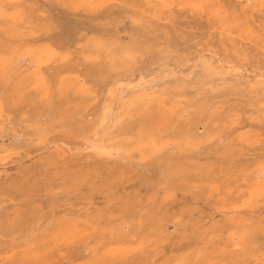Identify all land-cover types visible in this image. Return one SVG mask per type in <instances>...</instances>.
<instances>
[{
    "label": "rangeland",
    "instance_id": "1",
    "mask_svg": "<svg viewBox=\"0 0 264 264\" xmlns=\"http://www.w3.org/2000/svg\"><path fill=\"white\" fill-rule=\"evenodd\" d=\"M1 6L5 14L0 15V58L14 61L11 79L28 78L25 92L38 96L33 111L9 97L6 87L0 88V194L5 191L0 195V264L15 260L17 264L22 259L27 264H95L92 255L100 264H264V178L260 179L264 166V1L0 0ZM154 11L159 13L153 15ZM13 16L19 18L18 23L13 22ZM44 45L55 50L48 63L39 65L22 57V50ZM208 67L214 69L212 73ZM62 81L76 84L84 93L76 91L71 99L73 103L87 102L89 107L80 116L60 113ZM133 99L138 105L147 101L150 109H156V104L167 111L172 108L169 125L155 130L164 144L152 154L139 153L137 135L144 118L134 107L131 113L122 108ZM106 106L112 107L114 114L107 122L109 127L101 125ZM29 111H33L30 118ZM248 139L251 142H245ZM116 141L129 142L130 151L116 149ZM99 143L111 149L101 152L96 148ZM168 158L173 167L182 166V174L163 176ZM19 177L22 181L18 182ZM44 179L47 186L45 181L39 186V180ZM60 220L76 221V233L67 238L57 233L55 223ZM200 253L205 254V262L195 261Z\"/></svg>",
    "mask_w": 264,
    "mask_h": 264
},
{
    "label": "bare ground",
    "instance_id": "2",
    "mask_svg": "<svg viewBox=\"0 0 264 264\" xmlns=\"http://www.w3.org/2000/svg\"><path fill=\"white\" fill-rule=\"evenodd\" d=\"M17 2H18V0H16ZM147 1H149V0H147ZM209 1V0H208ZM262 1H264V0H256V3H261ZM99 2V1H98ZM102 2V1H101ZM168 2V1H167ZM186 2V1H185ZM185 2L183 3V4H185ZM197 2V1H196ZM207 2V1H206ZM82 3V2H81ZM87 3V2H86ZM147 3V2H146ZM165 3V2H164ZM203 3V2H202ZM211 3H212V1H211ZM199 4V3H198ZM197 4V5H198ZM147 7H149V5H146ZM208 6V5H207ZM96 7V6H95ZM171 7V6H170ZM177 7V6H176ZM202 7V6H201ZM204 7H206V5L204 6ZM234 7V6H233ZM97 8V7H96ZM150 8H152V6L150 7ZM161 8H162V6H161ZM186 8V7H185ZM14 9V8H13ZM12 9V10H13ZM16 9V8H15ZM19 9L21 10V8L19 7ZM166 9V8H165ZM183 9V8H182ZM215 9V8H214ZM11 10V11H12ZM92 10H93V8H92ZM148 10V9H147ZM150 10H152V9H150ZM154 10H156V9H154ZM157 10H158V8H157ZM168 10V9H167ZM204 10V9H203ZM202 10V11H203ZM206 10V9H205ZM213 10V9H212ZM215 10H217V9H215ZM7 11V10H6ZM17 11L19 12V10L17 9ZM162 11V10H161ZM198 11H199V9H198ZM197 11V12H198ZM211 11V10H210ZM234 11H235V9H234ZM9 12V11H8ZM18 12H16L15 11V13H18ZM157 12V11H156ZM205 12V11H204ZM157 13H159V11L157 12ZM157 13H155V11L152 13L153 15L154 14H157ZM198 13H201L200 11L198 12ZM212 13V12H211ZM236 13V12H235ZM3 14H5V10H4V7L3 6H1L0 7V15H3ZM194 14H196V13H194ZM203 14V13H202ZM207 14V13H206ZM233 14V13H232ZM237 14V13H236ZM242 14V13H241ZM6 15H8V13L6 14ZM11 15V14H10ZM24 15V14H23ZM204 15V14H203ZM137 16H138V14H137ZM136 16V17H137ZM156 16V15H155ZM154 16V17H155ZM215 16V14L213 15V17ZM242 16V15H241ZM20 17V16H19ZM23 17V16H22ZM135 17V18H136ZM12 18V17H11ZM13 18L14 19H12L13 20V22L14 23H18V21H16L17 19L19 20V18H15L14 16H13ZM158 18V17H157ZM217 18V17H216ZM139 19V18H138ZM154 19V18H153ZM211 19V18H210ZM217 20V19H216ZM21 22V21H20ZM13 25V24H12ZM221 25V24H220ZM223 25V24H222ZM221 25V26H222ZM227 25V24H226ZM229 25V24H228ZM223 27V26H222ZM22 33V32H21ZM30 36V35H29ZM12 42V41H11ZM18 42V41H17ZM102 44V43H101ZM98 45H100V44H98ZM233 45V44H232ZM206 46V45H205ZM209 47V46H208ZM207 47V48H208ZM22 48V47H21ZM26 48V47H25ZM127 48V47H126ZM210 48V47H209ZM2 49V48H1ZM15 49V48H14ZM19 49V48H18ZM53 49V48H52ZM50 47H48V46H43L42 48L41 47H38V48H28L27 50H22V52L23 51H25L23 54H22V57H29V59H31L32 61H34L36 64H43V62H46V61H48V60H50V59H52V56H55V55H53V51H55V50H52ZM128 49H130V48H128ZM127 49V50H128ZM134 49V48H133ZM60 50V49H59ZM63 50V49H62ZM70 50V49H69ZM68 50V51H69ZM120 50V49H119ZM124 50H126V49H124ZM214 50H216V49H212V51H214ZM12 51V50H11ZM70 51H72V50H70ZM201 52V50H198V52ZM206 51V50H205ZM210 51V50H209ZM219 51V50H218ZM217 51V52H218ZM21 52V51H20ZM122 52H124V51H122ZM197 52V53H198ZM214 52H216V51H214ZM59 53V52H58ZM118 53H120V52H118ZM202 53V52H201ZM200 53V54H201ZM211 53V52H210ZM210 53H208V54H210ZM213 53V52H212ZM223 53V52H222ZM5 54V53H4ZM17 54H20V53H17ZM55 54V53H54ZM124 54H125V52H124ZM128 54H131V53H128ZM127 54V55H128ZM214 54V53H213ZM227 54V53H226ZM135 55V54H134ZM196 55V54H195ZM198 55H199V53H198ZM215 55H216V53H215ZM218 55V54H217ZM229 55V54H228ZM18 56H20V55H18ZM59 56V55H58ZM89 56V55H88ZM12 57V56H11ZM16 57V56H15ZM14 57V58H15ZM64 57H66V55L64 56ZM90 57V56H89ZM139 57V56H138ZM220 57V56H219ZM192 58V57H191ZM205 58V57H204ZM203 58V59H204ZM212 58V57H211ZM216 58V57H215ZM222 58V57H221ZM69 59V58H68ZM77 59V58H76ZM98 59V58H97ZM192 59H194V58H192ZM196 59H198V58H196ZM195 59V60H196ZM206 59V58H205ZM210 59V58H209ZM14 60H17V58L16 59H14ZM65 60V59H64ZM71 60H72V58H71ZM91 60V59H90ZM116 60V59H115ZM133 60V59H132ZM207 60V59H206ZM213 61H214V59H212ZM219 60H220V58H219ZM17 61H19V60H17ZM73 61V60H72ZM71 61V62H72ZM78 61V60H77ZM124 61V60H123ZM208 61H211V60H208ZM70 62V60H68V63ZM201 62H202V60H201ZM216 61H214V63H215ZM224 62V61H223ZM16 64H19L20 62H15ZM46 63H48V62H46ZM73 63H75V62H73ZM77 63V62H76ZM81 63H83V62H81ZM195 63V62H194ZM209 63V62H208ZM220 63V62H219ZM13 64H14V61H13V63H12V61H10V60H4V59H1L0 58V88L1 87H6L7 89H8V93H7V95L9 96V97H11V98H15V100H16V102L17 103H23V104H25V105H29V106H31L32 107V109H33V111H34V108H33V106L34 105H36V97L38 96V94L36 93V96H32V95H28L26 92H25V90H27L26 89V87H27V85H29V83H30V80L28 79V78H20L18 81L17 80H15V81H13L12 79H11V75L13 74V72H14V67H13ZM72 64V63H71ZM88 64V63H87ZM196 64H197V62H196ZM196 64H193V65H196ZM222 65H223V63H221ZM224 64H225V62H224ZM227 64H229V63H227ZM28 65V64H27ZM44 65V64H43ZM64 65V64H63ZM73 65V64H72ZM78 65H80V64H78ZM77 65V66H78ZM84 66H88V65H85V64H83ZM211 66H212V63L210 64ZM210 65H208L207 64V66H210ZM230 65H232V64H230ZM234 65V64H233ZM236 65V64H235ZM16 66H18V65H16ZM38 66V65H37ZM74 66V65H73ZM197 66V65H196ZM229 66V65H228ZM227 66V67H228ZM23 67V66H22ZM34 67V66H33ZM58 67V66H57ZM83 67V66H82ZM88 67H90V70H91V66L89 65ZM93 67H95L94 66V64H93ZM92 67V68H93ZM162 67V66H161ZM165 67H167V65H165ZM203 67V66H202ZM201 67V68H202ZM206 67V66H205ZM214 67V66H213ZM231 67V66H230ZM252 67V66H251ZM36 68V67H35ZM35 68H34V70H35ZM56 68V67H55ZM79 68H80V66H79ZM172 68V67H171ZM170 68V69H171ZM198 68V67H197ZM224 67H222L221 69H223ZM232 68V67H231ZM234 68V67H233ZM235 68H237V67H235ZM83 69H85V68H83ZM82 69V70H83ZM88 69V68H87ZM87 69H86V72H87ZM95 69H96V67H95ZM98 69V68H97ZM124 69H125V67H124ZM163 69V68H162ZM165 69V68H164ZM169 69V68H168ZM169 69V70H170ZM199 69V68H198ZM205 69V68H204ZM225 69V68H224ZM229 69V68H228ZM241 69V68H240ZM250 69H253V68H250ZM249 69V71H251ZM37 70V69H36ZM36 70H35V72H36ZM89 69H88V71H90ZM94 70V69H93ZM213 70L214 69H212V67H208V72H210V73H212L213 72ZM219 70V69H218ZM218 70H217V72H218ZM226 70V69H225ZM239 70V69H238ZM96 71V70H95ZM125 71V70H124ZM171 72H173V73H175V71H173V69L172 70H170ZM202 71V70H201ZM227 71V70H226ZM229 71V70H228ZM233 71V70H232ZM254 71V70H253ZM256 71V70H255ZM28 72V71H27ZM30 72V71H29ZM28 72V73H29ZM34 72V71H33ZM32 72V73H33ZM34 72V73H35ZM74 72V71H73ZM82 72H84V71H82ZM92 72V71H91ZM216 72V71H215ZM246 72H248V71H246ZM21 73V72H20ZM31 73V72H30ZM41 73V72H40ZM190 73V72H189ZM192 73H194V71L192 70ZM202 73V72H201ZM204 73V72H203ZM202 73V74H203ZM223 73V72H222ZM228 73H232V72H228ZM234 73H235V70H234ZM258 73V72H257ZM24 74V73H23ZM35 74H37V72L35 73ZM34 74V75H35ZM65 74H67V73H65ZM75 74V73H74ZM78 74V73H77ZM82 74V73H81ZM87 74V73H86ZM91 74V73H90ZM158 74L159 73H157V76H158ZM176 74V73H175ZM187 74V73H186ZM196 74V73H195ZM215 74V73H214ZM217 74V73H216ZM220 74V73H219ZM225 74V73H224ZM37 75H39V74H37ZM68 75V74H67ZM70 75V74H69ZM83 75V74H82ZM89 75V74H88ZM99 75H100V72H99ZM160 75V74H159ZM168 75H170V73L168 74ZM194 75V74H193ZM197 75V74H196ZM200 75V74H199ZM205 75H206V73H205ZM227 75H229V74H227ZM25 76V75H24ZM28 76V75H27ZM26 76V77H27ZM42 76V75H41ZM40 76V77H41ZM66 76V75H65ZM166 76V75H165ZM203 76V75H202ZM201 76V77H202ZM212 76V75H211ZM226 76V75H225ZM225 76H223L224 77V79L226 78ZM232 76H233V74H232ZM35 77V76H34ZM68 77V76H67ZM67 77H65L66 79H67ZM71 77V76H70ZM88 77V76H87ZM164 77V76H163ZM169 77V76H168ZM199 77V76H198ZM210 77V76H209ZM220 78H221V74H220V76H219ZM30 78H31V76H30ZM61 78V77H60ZM75 78H76V76H75ZM80 78H81V76H80ZM142 78H143V76H142ZM148 78V77H147ZM151 78V77H150ZM153 78V77H152ZM162 78V77H161ZM165 78H167V77H165ZM195 78H197V77H195ZM200 78V77H199ZM204 78H205V76H204ZM218 78V77H217ZM220 78H218V79H220ZM240 78V77H239ZM258 78H259V76H258ZM257 78V79H258ZM262 78V77H261ZM65 79V80H66ZM72 79V78H71ZM130 79V78H129ZM128 79V80H129ZM146 79V78H145ZM160 79V78H159ZM163 79V78H162ZM198 79V78H197ZM214 79H216V78H214ZM223 79V80H224ZM227 79H229V77L227 78ZM241 79V78H240ZM243 79V78H242ZM247 79H248V77H247ZM247 79H244V80H247ZM256 79V80H257ZM62 80V79H61ZM64 80V79H63ZM77 80V79H76ZM91 80V79H90ZM123 80V79H122ZM147 80V79H146ZM156 80V79H155ZM158 80V79H157ZM156 80V81H157ZM161 80V79H160ZM199 80V79H198ZM206 80V79H205ZM204 80V81H205ZM208 80V79H207ZM221 81H223L222 79H220ZM253 80V79H252ZM31 81H32V79H31ZM39 81L41 82L42 80H40L39 79ZM47 81V80H46ZM77 81H79V83L81 82L80 80H77ZM145 81V80H144ZM148 81V80H147ZM146 81V82H147ZM155 81V82H156ZM178 81V80H177ZM210 81H211V79H210ZM216 81V80H215ZM218 81V80H217ZM229 81V80H228ZM238 81H239V79H238ZM258 81H260V79H258ZM60 82V81H59ZM75 82V81H74ZM73 82V83H74ZM89 82V81H88ZM128 82V81H127ZM139 82V81H138ZM153 82V81H152ZM197 82V81H196ZM200 82H201V80H200ZM207 82V81H206ZM220 82V81H219ZM225 82V81H224ZM230 82V81H229ZM251 82V83H250ZM249 83L251 84V86L253 85L252 84V81H250ZM261 82H263V81H261ZM118 82H116V84H117ZM140 83H143V82H140ZM212 83V82H211ZM218 83V82H217ZM248 83V84H249ZM33 84H34V82H33ZM120 83H118V85H119ZM130 84V83H129ZM151 83H149V85H150ZM175 84H177L176 82L174 83V86H175ZM222 84H223V82H222ZM221 84V85H222ZM226 84V83H225ZM257 84V83H256ZM10 86L9 88L7 87V86ZM36 85V84H35ZM40 85V84H39ZM38 85V86H39ZM42 85H44V84H42ZM41 85V86H42ZM49 85V84H48ZM71 85H74V84H72L71 82H64V81H62L61 83H60V86H59V97H61L64 101H63V104L61 105V107H59V111H60V113L61 114H64V115H71V114H79V113H82L83 112V110H87V108L89 107H87L86 106V101H85V99L84 100H79V101H74V103L71 101V99H72V97H73V95H77V94H75V92L76 91H78V93L79 94H82L80 91V89L78 90L76 87H75V85L74 86H72V87H70ZM77 85H78V83H77ZM84 85V84H83ZM106 85H108V84H106ZM122 84H120V86H121ZM124 85H125V83H124ZM140 85H142V84H140ZM154 86H156V84H153ZM152 85V86H153ZM162 85V84H161ZM164 85V84H163ZM162 85V86H163ZM167 85V84H166ZM192 85V84H191ZM213 85V84H212ZM134 86V85H133ZM142 86H144V85H142ZM193 86V85H192ZM196 86H199L198 85V83L196 84ZM239 86H240V84H239ZM238 86V87H239ZM242 86H244L243 84H242ZM256 86V85H255ZM254 86V87H255ZM259 86H261V85H259ZM258 86V87H259ZM263 87H262V90L261 91H263L261 94H264V85H262ZM57 87H58V85H57ZM82 87V86H81ZM83 87H85V86H83ZM107 87V86H106ZM111 87V86H110ZM147 87V86H146ZM157 87V86H156ZM166 87V86H165ZM176 87V86H175ZM177 87H179L178 85H177ZM176 87V88H177ZM187 87H188V85H187ZM206 87V86H205ZM217 87H219V86H217ZM217 87L215 86V88L217 89ZM230 87V86H229ZM237 87V88H238ZM244 87H246V85L244 86ZM254 87H252V88H254ZM32 88H34V86L32 87ZM37 88V87H36ZM38 88H40V87H38ZM113 88V87H112ZM116 88H117V86H116ZM121 88H123V86L121 87ZM129 88H132L131 86L129 87ZM138 88V87H137ZM149 88H150V86H149ZM164 88V87H163ZM169 88H170V86H169ZM220 89H221V87H219ZM247 88H248V86H247ZM82 89V88H81ZM85 88H83L82 90H84ZM133 89V88H132ZM142 89V88H141ZM152 89H153V87H152ZM155 89V88H154ZM164 89H166V88H164ZM163 89V90H164ZM172 89V88H171ZM189 89V88H188ZM192 90H193V88H191ZM199 89V88H198ZM197 88H196V90L199 92V90H198ZM212 89H213V87H212ZM240 89H242V88H240ZM249 89V88H248ZM101 90V89H100ZM114 90V89H113ZM122 90V89H121ZM174 90V89H173ZM42 91H43V89H42ZM51 91V90H50ZM126 91V90H125ZM128 91H131V90H128ZM153 91V90H152ZM167 91H168V89H167ZM211 91H213V90H211ZM214 91H216L215 89H214ZM110 92V91H109ZM121 92H123V91H121ZM163 92V91H162ZM117 93V92H116ZM115 93V94H116ZM119 93V92H118ZM117 93V94H118ZM124 93H126V92H124ZM154 93H156V92H154ZM188 93V92H187ZM190 93V92H189ZM41 94H42V92H41ZM84 94V93H83ZM130 94V93H129ZM140 94H141V92H140ZM157 95H158V92L156 93ZM182 94V93H181ZM192 94V93H191ZM190 94V95H191ZM200 94V93H199ZM86 95V94H85ZM107 95H108V92H107ZM107 95H106V97H107ZM138 95V94H137ZM160 95V94H159ZM193 95V94H192ZM82 96V95H81ZM87 96H89V95H87ZM109 96V95H108ZM115 96V95H114ZM128 97H130V95H127ZM132 96V95H131ZM186 96H187V94H186ZM197 95L195 94L194 95V97H196ZM3 97V96H2ZM46 97H48V96H46ZM92 97V96H91ZM90 96L88 97V98H91ZM122 99H124L123 98V94H122ZM120 97V98H121ZM128 97H127V100H128ZM151 97V96H150ZM158 97V96H157ZM163 97V96H162ZM166 97V96H165ZM185 97V96H184ZM187 97H190L189 95L187 96ZM192 97V96H191ZM190 97V98H191ZM39 98V97H38ZM42 98V97H41ZM49 98V97H48ZM132 98V97H131ZM143 98V97H142ZM146 98V97H145ZM155 98H156V96H155ZM154 98V99H155ZM186 98V97H185ZM200 98V97H199ZM208 98V97H207ZM206 97H204V98H202V99H207ZM106 99V98H105ZM105 99H104V101H105ZM116 99V98H115ZM136 99H137V97H136ZM160 99V98H159ZM194 99V98H193ZM253 99V98H252ZM43 99H40V101L41 102H43L44 103V100L42 101ZM46 100V99H45ZM48 100V99H47ZM50 100V99H49ZM59 100V99H58ZM57 100V101H58ZM88 100V99H87ZM113 100V99H112ZM130 100V99H129ZM134 100V99H133ZM195 100V99H194ZM194 100H192V102L194 101ZM213 100V99H212ZM39 101V100H38ZM114 101V100H113ZM120 101V100H119ZM146 101V100H145ZM159 101V100H158ZM157 101V102H158ZM176 101H177V99H176ZM187 101V100H186ZM191 101V100H190ZM46 102V101H45ZM51 102V101H50ZM55 102H56V100H55ZM110 102V101H109ZM142 102V101H141ZM147 102V101H146ZM146 102H144V104L146 103ZM198 102V101H197ZM40 103V102H39ZM39 103H37L38 105H39ZM42 103V104H43ZM48 103V102H47ZM46 103V104H47ZM60 103H61V101H60ZM117 103H118V100H117ZM124 103V102H123ZM123 103H121V104H123ZM127 103V102H126ZM130 103V102H129ZM160 103V102H159ZM162 103H163V101H162ZM258 103V102H257ZM256 103V104H257ZM262 103V102H261ZM90 104V103H89ZM109 104V103H108ZM116 104V102L114 103V105ZM120 104V105H121ZM142 105V104H140V105H138V103H137V101H135L134 100V102H132V104L131 105H126V107H123L122 106V108H126V109H128V112L129 113H131L132 111L131 110H133V107H134V112H136V113H138L140 116H142L144 119L140 122V124H139V128H138V126H137V128H138V130H139V132H138V138H137V140H138V147H139V149H140V151L141 152H139L140 154L142 153V155L143 154H145V153H150V154H152V153H154L161 145H162V141L160 140V138L159 137H161V136H159V137H157V135H156V132H155V130H159V131H162L164 128H165V125H169V123L172 121V113L169 111V109L171 108V106H169L170 108H168V111L165 109H163V107L161 106V105H159V108L157 107V104L155 105L156 106V109H150L149 108V106H146V104L145 105ZM148 104V103H147ZM149 104H150V102H149ZM148 104V105H149ZM153 104V103H152ZM164 104V103H163ZM178 104V103H177ZM43 105H45V104H43ZM48 105V104H47ZM54 105H55V103H54ZM107 105V104H106ZM110 105V104H109ZM120 105H119V107H120ZM124 105H125V103H124ZM151 105V104H150ZM166 105V104H165ZM168 105H170V103L168 104ZM179 105V104H178ZM198 105V104H197ZM260 105V104H259ZM113 106V105H112ZM155 106H153V107H155ZM167 106V105H166ZM175 106V105H174ZM208 106H210V105H208ZM207 106V107H208ZM217 106V105H216ZM264 106V105H263ZM4 107H5V105H4ZM37 107V106H36ZM87 107V108H86ZM107 107V106H106ZM113 107H115V106H113ZM168 107V106H167ZM213 107V106H212ZM254 107V106H253ZM2 108V107H1ZM24 109H25V107H23ZM27 108V107H26ZM38 108V107H37ZM48 108V107H47ZM57 108V107H56ZM190 108H192V107H190ZM189 108V109H190ZM200 108V107H199ZM202 108V107H201ZM200 108V109H201ZM206 108V107H205ZM22 109V108H21ZM24 109H22V110H24ZM53 109V108H52ZM113 108L112 107H107V109H106V113H105V116H104V118H103V120H102V124L101 125H107V122L110 120L109 118H111V116H112V114H111V111L113 112V110H112ZM119 109V108H118ZM172 109V108H171ZM177 109V108H176ZM199 109V110H200ZM204 109V108H203ZM215 109V108H214ZM213 109V110H214ZM21 110V111H22ZM31 110V109H30ZM192 110V109H191ZM4 111H6V107H5V110ZM9 110L7 109V112H8ZM11 111V110H10ZM33 111H31V112H33ZM53 111V110H52ZM115 111V110H114ZM121 111V110H120ZM253 111V110H252ZM260 111V110H259ZM6 112V113H7ZM12 112V111H11ZM20 112V111H19ZM24 112V111H23ZM27 112H28V109H27ZM30 111H29V113L28 114H30L31 113ZM102 112H104V110L102 111ZM127 112V113H128ZM185 112V111H184ZM261 112V111H260ZM14 113V112H13ZM21 113V112H20ZM52 113V112H51ZM54 113V112H53ZM52 113V114H53ZM115 113V112H114ZM123 113H124V111H123ZM196 113V112H195ZM3 114V113H2ZM4 114H5V112H4ZM27 114V113H26ZM44 115H45V113H43ZM83 114V113H82ZM116 114H119V112H117V113H115V115ZM183 114V113H182ZM114 115V114H113ZM135 115V114H134ZM200 115V114H199ZM217 115V114H216ZM253 115V114H252ZM256 115V114H255ZM255 115H253V116H255ZM2 116V115H1ZM6 116V115H5ZM59 116V115H58ZM76 116H78V115H76ZM79 116H80V114H79ZM117 116V115H116ZM115 116V117H116ZM124 116H125V113H124ZM137 116V115H136ZM190 116V115H189ZM4 116H2V118H3ZM26 117H28V115L26 116ZM31 117V114H30V116H29V118ZM83 117V116H82ZM119 117V116H118ZM117 117V119L119 120V118ZM44 118V117H43ZM94 118H95V116H94ZM122 118V117H121ZM124 118V117H123ZM122 118V119H123ZM71 120H72V118H70ZM102 119V118H101ZM112 120H113V118H111ZM132 119H134V117L132 118ZM256 119V118H255ZM263 119V118H262ZM2 120V119H1ZM52 120V119H51ZM68 120V119H67ZM112 120H111V122H112ZM131 120V119H130ZM178 120V119H177ZM257 120V119H256ZM73 122L72 123H74V122H76V121H74V120H72ZM258 121V120H257ZM256 121V122H257ZM37 122V121H36ZM68 122V121H67ZM71 122V121H70ZM79 122V121H78ZM87 122V121H86ZM117 122H119V121H117ZM238 122V121H237ZM38 123V122H37ZM65 123H66V121H65ZM77 123V122H76ZM120 123V122H119ZM176 122H174V124H175ZM197 123V122H196ZM195 123V124H196ZM260 123H262V121L260 120ZM70 124V123H69ZM75 124V123H74ZM31 123H30V127H31ZM34 125V124H33ZM68 125V124H67ZM71 125V124H70ZM78 124H76V126H77ZM236 125V124H235ZM72 126H74V125H72ZM104 126H102V127H104ZM108 127H109V125H107ZM111 126V125H110ZM210 126V125H209ZM208 126V127H209ZM39 127H41V126H39ZM38 127V128H39ZM67 127H69V126H67ZM75 127V126H74ZM112 127V126H111ZM200 127V126H199ZM234 127V126H233ZM32 128H34V127H32ZM43 128V127H42ZM77 128V127H76ZM96 128V127H95ZM107 127H105V129H106ZM172 128H173V126H172ZM212 128V127H211ZM225 128V127H224ZM97 129V128H96ZM251 129V128H250ZM84 130V129H83ZM100 131H102V132H104L103 130H101V129H99ZM133 130V129H132ZM172 130V129H171ZM175 130V129H174ZM184 130H185V128H184ZM183 130V131H184ZM224 130V129H223ZM242 130V129H241ZM244 130V129H243ZM34 131V130H33ZM120 131V130H119ZM137 131V130H136ZM166 131H168V130H166ZM180 131H182V129H181V127H180ZM182 131V132H183ZM220 131V130H219ZM227 131V130H226ZM14 132H16V131H14ZM35 132V131H34ZM34 132H32V133H34ZM98 132V131H97ZM95 132L96 134H98V133H100V132ZM107 132H109V131H107ZM118 132V131H117ZM240 132V131H239ZM242 132V131H241ZM94 133V134H95ZM136 133V132H135ZM224 133V132H223ZM1 134V133H0ZM9 134V133H8ZM114 134H116V133H114ZM118 134V133H117ZM132 134H134V133H132ZM240 134V133H239ZM76 135V134H75ZM206 135V134H205ZM224 135V134H223ZM237 135V134H236ZM235 135V136H236ZM244 135H245V133H244ZM251 135V134H250ZM14 136V135H13ZM94 136V135H93ZM96 136V135H95ZM99 136V135H98ZM111 136V135H110ZM125 136V135H124ZM127 136V135H126ZM133 136V135H132ZM135 136V135H134ZM171 136V135H170ZM218 136H221V135H218ZM217 136V137H218ZM234 136V135H233ZM252 136H254V135H252ZM258 136V135H257ZM6 137V136H5ZM15 138H16V136H14ZM87 137V136H86ZM85 137V138H86ZM101 137V136H100ZM112 137V136H111ZM110 137V138H111ZM119 137V136H118ZM205 137V136H204ZM203 137V138H204ZM237 137H239L238 135H237ZM247 137V136H246ZM249 137V136H248ZM4 138V137H3ZM21 138H23V137H21ZM26 138V137H25ZM28 138H30V137H28ZM61 138H62V136H61ZM60 138V139H61ZM95 139H97L98 140V138H96V137H94ZM113 138H114V136H113ZM112 138V139H113ZM115 138H117L116 136H115ZM120 138V137H119ZM125 138V137H124ZM134 138V137H133ZM194 138V137H193ZM192 138V139H193ZM206 138H208L207 136H206ZM210 138V137H209ZM209 138H208V140H209ZM219 138V137H218ZM242 138V137H241ZM14 139V138H13ZM55 139H57V138H55ZM90 139V138H89ZM89 139H85V140H89ZM100 139H102V138H100ZM122 139V138H121ZM134 139H136V138H134ZM205 139V138H204ZM223 139V137L221 138V140ZM247 139V138H246ZM250 139H252V138H250ZM250 139H248V140H245V142H248ZM21 140V139H20ZM109 140V139H108ZM106 141V142H109V141ZM163 140V139H162ZM170 140V139H169ZM220 140V139H219ZM229 140V139H228ZM228 140L226 139V141L228 142ZM261 140H263V139H261ZM19 141V140H18ZM18 141H15V144L18 142ZM24 141V139L22 140V142ZM26 141V140H25ZM54 141V140H53ZM52 141V142H53ZM59 141V140H58ZM91 141H93V140H91ZM95 141V140H94ZM113 141H114V139H113ZM123 141V140H122ZM170 141H173V140H170ZM180 141V140H179ZM189 140H187V144L189 143L188 142ZM202 141H203V139H202ZM206 142H208L207 140H205ZM204 141V142H205ZM254 141V140H253ZM257 141H258V139H257ZM49 142V141H48ZM51 142V141H50ZM66 142H68V141H66ZM80 142V141H79ZM78 142V143H79ZM83 142V141H82ZM96 142V141H95ZM105 142V143H106ZM115 142V141H114ZM116 142H118V141H116ZM126 142V141H125ZM192 142V141H191ZM205 142V143H206ZM220 142H222V141H220ZM249 142H251V141H249ZM259 142V141H258ZM13 144H14V141L12 142ZM20 143H21V141H20ZM54 143V142H53ZM71 143H73V142H69V144H71ZM84 143V142H83ZM87 143H89L88 141H87ZM92 143V142H91ZM91 143L90 144H87V145H89V146H91ZM255 143V142H254ZM3 144V143H2ZM19 144V143H18ZM44 144H48L47 142L46 143H44ZM50 144V143H49ZM60 144H62L61 142H60ZM66 144V143H65ZM85 144V143H84ZM96 144V143H95ZM164 144V143H163ZM203 144V143H202ZM239 144V143H238ZM67 145V144H66ZM86 145V146H87ZM248 145V144H247ZM250 145V144H249ZM49 146V145H48ZM76 146V145H75ZM79 146V145H78ZM81 146V145H80ZM83 146V145H82ZM81 146V147H82ZM163 146V145H162ZM50 147H52L51 145H50ZM54 147H55V145H54ZM64 147V146H63ZM74 147V146H73ZM44 148V147H43ZM49 148V147H48ZM69 148V147H68ZM76 148V147H75ZM79 148V147H78ZM94 148V147H93ZM92 148V149H93ZM96 148H97V150L98 149H101V152H106L108 149H111V148H109L108 146H106V145H102V144H97L96 145ZM115 148L116 149H118V150H121V151H124V152H128V151H130V149H131V144L129 143V142H127V143H124V142H121V141H119L118 143H116V145H115ZM162 148V147H161ZM45 150L44 151H46V149L47 148H44ZM50 149V148H49ZM66 149V148H65ZM88 149V148H87ZM43 150V149H42ZM57 150V149H56ZM79 150V149H78ZM63 151V150H62ZM96 151V150H95ZM38 152H43V151H41V150H39ZM60 153H61V151H59ZM64 152V151H63ZM66 152V151H65ZM114 152H116V151H114ZM138 152V151H137ZM44 153V152H43ZM94 153V152H93ZM110 153H111V150H110ZM109 153V154H110ZM138 153V154H139ZM58 154V153H57ZM64 154V153H63ZM74 154V153H73ZM96 154V153H95ZM108 154V153H107ZM108 154V155H109ZM55 155V154H54ZM60 155V154H59ZM61 155H62V153H61ZM126 155V154H125ZM133 155L135 156V155H137V154H134L133 153ZM56 156V155H55ZM58 156V155H57ZM56 156V157H57ZM65 156V155H64ZM124 156V155H123ZM141 156V155H140ZM145 156V155H144ZM51 157V156H50ZM60 157V156H59ZM117 157V156H116ZM125 157V156H124ZM47 158V157H46ZM49 158V157H48ZM48 158H47V160H48ZM55 158V157H54ZM58 158V157H57ZM56 158V159H57ZM129 158V157H128ZM61 159V158H60ZM262 159V157L260 158V160ZM52 160H54L55 161V159H52ZM59 160V159H58ZM259 160V161H260ZM264 160V159H263ZM167 161L168 162H166V167H164V169L162 170V174H163V176H166V178H169V177H173V176H177L178 174H182L183 172H182V166H178V165H176V166H172V164H171V161L169 160V158L167 159ZM258 161V160H257ZM49 162H50V160H49ZM57 162V161H56ZM264 162V161H263ZM8 163V162H7ZM51 163V162H50ZM260 163V162H259ZM261 163H262V160H261ZM4 164V163H3ZM45 164V163H44ZM52 165V164H51ZM0 166H2V165H0ZM5 166V165H4ZM45 166H46V164H45ZM44 166V167H45ZM256 166H257V164H256ZM181 167V168H180ZM261 167V166H260ZM203 168V167H202ZM34 170V169H33ZM46 170H48V169H46ZM251 170V169H250ZM253 171V173H255L256 174V172H254V168L252 169ZM44 172H45V170H43ZM52 171H54V170H52ZM257 171H258V169H257ZM261 171V172H260ZM260 173H261V178L260 179H263L264 178V166L260 169ZM56 172V171H55ZM259 172H257V173H259ZM26 174H27V172H25ZM29 173H32V172H29ZM57 173V172H56ZM23 174H24V172H23ZM25 174V175H26ZM45 174H46V172H45ZM50 174V173H49ZM48 174V175H49ZM51 174H53V172L51 173ZM55 174V173H54ZM53 174V175H54ZM58 174H59V172H58ZM248 174V173H247ZM53 175H52V177H53ZM254 175V174H253ZM252 175V176H253ZM257 175H259V174H257ZM24 176V175H23ZM43 176H45L44 174H43ZM55 176V175H54ZM250 176V175H249ZM256 176V175H255ZM260 176V175H259ZM259 176H258V178H259ZM40 177H42V175L40 176ZM46 177V176H45ZM50 178H51V176H50ZM237 178V177H236ZM254 180H255V178L254 177H252ZM13 180V179H12ZM18 182H19V180H21L22 181V179H20V177H19V179H16ZM16 180H14V181H12L13 183L14 182H16ZM73 180V179H72ZM7 181H9V180H7ZM41 181H45V183L44 184H46V179H44V180H39V186H40V184H41ZM244 181H246V180H244ZM263 181V180H262ZM17 183V182H16ZM9 184H11V183H9ZM9 184H8V188H9ZM18 184V183H17ZM32 184V183H31ZM43 184V183H42ZM49 184V183H48ZM20 185V184H19ZM112 185V184H111ZM38 186V187H39ZM42 186V185H41ZM45 186H47V184L45 185ZM7 186L5 185V188H6ZM32 187V186H31ZM44 187V186H43ZM180 187H182V186H180ZM244 187H246L245 186V184H244ZM39 188H41V187H39ZM249 188V187H248ZM10 189V188H9ZM34 189V188H33ZM45 189V188H44ZM192 189V188H191ZM196 189V188H195ZM32 190V189H31ZM24 191V190H23ZM78 191H79V189H78ZM262 191V190H261ZM1 192V191H0ZM5 192V191H4ZM3 191H2V193L3 194H5ZM33 192H35V190L33 191ZM32 192V193H33ZM195 192H199L197 189H196V191ZM263 192V191H262ZM2 193L0 194V195H2ZM9 193V192H8ZM72 193V192H71ZM162 193H164V192H162ZM247 193V192H246ZM23 194V193H22ZM29 194V193H28ZM28 194H25V195H28ZM165 194V193H164ZM214 194H216V193H214ZM249 194V193H248ZM254 194V193H253ZM257 193L255 192V195H256ZM10 195V194H9ZM24 195V194H23ZM72 195V194H71ZM166 195V194H165ZM247 195V194H246ZM245 195V196H246ZM258 195H261L260 193L258 194ZM263 195V194H262ZM261 195V196H262ZM4 196V195H3ZM22 196V195H21ZM248 196H250V195H248ZM248 196H246V197H248ZM23 197V196H22ZM214 197V196H213ZM223 197H224V195H223ZM243 197V196H242ZM210 198H212V197H210ZM240 198V197H239ZM249 198V197H248ZM246 198H244V200H245ZM247 200V199H246ZM245 200V201H246ZM249 200H251L250 198H249ZM248 200V201H249ZM237 201H238V199H237ZM218 203V202H217ZM238 203V202H237ZM242 203V201L240 202V204ZM246 203H249V202H247L246 201ZM215 204V203H214ZM220 204V203H219ZM243 204V203H242ZM252 204V203H251ZM231 205V204H230ZM229 205V206H230ZM235 205V204H234ZM244 205V204H243ZM232 206V205H231ZM236 206V205H235ZM250 206V205H249ZM215 207V206H214ZM243 207V206H242ZM241 207V208H242ZM245 207V206H244ZM243 207V208H244ZM83 208V207H82ZM220 208H224V207H221L220 206ZM231 208V207H230ZM247 209V208H246ZM25 210V209H24ZM28 210H29V208H28ZM219 209L217 208V211H218ZM26 212V211H25ZM47 212V211H46ZM71 212V211H70ZM2 213V212H1ZM27 213H28V211H27ZM49 213H50V211H49ZM252 213V212H251ZM26 214V213H25ZM52 214V213H51ZM245 214V213H244ZM253 214V213H252ZM4 215H6V213L4 214ZM13 215V214H12ZM31 215V214H30ZM36 215V214H35ZM42 215V214H41ZM70 215V214H69ZM68 215V216H69ZM229 215V214H228ZM0 216H2V215H0ZM63 216V215H62ZM6 217V216H5ZM30 217V216H29ZM35 217V216H34ZM45 217H46V215H45ZM65 217H67V216H65ZM36 218V217H35ZM39 218V217H38ZM40 219V218H39ZM47 219V218H46ZM76 219V218H75ZM28 220V219H27ZM37 219H35V221H36ZM44 220V219H43ZM49 220V219H48ZM77 220V219H76ZM84 221H85V219H83ZM83 220H82V223H83ZM231 220V219H230ZM229 220V221H230ZM19 221H22L23 222V220L21 219V220H19ZM30 221L31 222H33L34 220H32V217H31V219H30ZM29 220H28V222L29 223H31ZM46 221V220H45ZM125 221V220H124ZM242 221H244V220H242ZM9 222V221H8ZM15 222H17V221H15ZM38 222V221H37ZM36 222V223H37ZM41 222V221H40ZM81 222V220L79 221V223ZM19 223H21V222H19ZM243 223V222H242ZM1 224V223H0ZM3 224V223H2ZM23 224V223H22ZM22 224H20V226H23ZM34 224V223H33ZM224 224V223H223ZM16 225V224H15ZM18 225V224H17ZM43 225V224H42ZM1 226V225H0ZM19 226V227H20ZM24 226H26L25 224H24ZM18 227V228H19ZM27 227V226H26ZM34 227V226H33ZM37 227H38V224H37ZM42 227V226H41ZM137 227V226H136ZM164 227V226H163ZM4 228V227H3ZM14 228V227H13ZM12 228V229H13ZM17 228V229H18ZM24 228V227H23ZM22 229V228H21ZM28 229V228H27ZM55 229H56V232L58 233V232H62V235H63V237L64 238H67V237H70V236H72V235H74L75 233H76V231L78 230V226H77V223H76V221H72V220H60V221H57L56 223H55ZM129 229V228H128ZM25 230H26V228H25ZM24 229H22V231H25ZM31 230V229H30ZM32 230H33V228H32ZM35 230H36V228H35ZM4 231V230H3ZM10 231V230H9ZM8 231V232H9ZM21 231V232H22ZM27 231V230H26ZM37 231H39V230H37ZM5 232V231H4ZM11 232V231H10ZM82 232V231H81ZM132 232V231H131ZM2 232L0 231V234H1ZM6 233V232H5ZM39 233H40V231H39ZM252 233H253V230H252ZM31 234V233H30ZM32 234H34V233H32ZM3 235V234H2ZM5 235V234H4ZM3 235V236H4ZM36 235V234H35ZM6 236V235H5ZM12 236V234L10 233V235H8V238L9 237H11ZM7 237V236H6ZM13 237H14V234H13ZM32 237V236H31ZM31 237H30V239H31ZM34 237V236H33ZM32 237V238H33ZM233 238H235V237H233ZM33 240V239H32ZM47 240H48V238H47ZM49 240H51L50 238H49ZM26 242H27V240H25ZM30 241V240H29ZM44 241V240H43ZM42 241V242H43ZM46 241V240H45ZM44 241V242H45ZM208 242V241H207ZM215 242V241H214ZM213 243V242H212ZM216 243V242H215ZM205 245V244H204ZM201 247H202V245H201ZM23 249V248H22ZM205 250V249H204ZM24 251V250H23ZM209 252V251H208ZM16 253H18V252H15V254ZM19 256L20 255H22L21 253L20 254H18ZM17 254H16V256H18ZM10 256H12V254H10ZM9 256V257H10ZM6 258V257H5ZM87 258V257H86ZM91 259L95 262V264H100V259L96 256V255H92L91 256ZM196 260L195 261H198V259H199V262L201 263V262H205L206 261V256H205V254L204 253H200V254H198L197 255V257L195 258ZM15 262H16V260H15ZM15 262L13 261H11V263L10 264H15ZM9 263V262H8ZM176 263V262H175ZM5 264V263H4ZM7 264V263H6ZM17 264H27L26 263V259H22L21 261H19ZM177 264V263H176ZM180 264V263H179Z\"/></svg>",
    "mask_w": 264,
    "mask_h": 264
}]
</instances>
